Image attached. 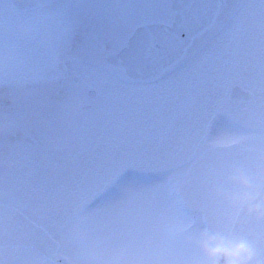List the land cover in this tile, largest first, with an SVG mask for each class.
I'll return each instance as SVG.
<instances>
[{"label": "rangeland", "instance_id": "rangeland-1", "mask_svg": "<svg viewBox=\"0 0 264 264\" xmlns=\"http://www.w3.org/2000/svg\"><path fill=\"white\" fill-rule=\"evenodd\" d=\"M123 1L126 2L69 0L64 6L74 13L73 17L57 20L55 15L50 16L49 10L62 6V0L25 14L16 12L8 2L0 0V66L22 65L20 59L24 58L25 48L37 50L34 45L38 42L39 55H42L46 52L42 46L51 44L60 54L59 60L70 70L81 73L98 91L97 106L88 115L87 123L96 118L101 121L99 113H102L104 140L112 144L115 136L119 138L117 153L96 154L85 170L74 176L72 192L90 197L110 183V179L115 180L69 223L67 230L53 233V238L61 245L60 256L71 264H212L214 256L201 246V237H211L225 248L237 211L264 186V152L257 151L254 158L247 153L239 159L229 160L226 152L212 150L211 143H207L188 165L149 175L146 173L149 170L141 167L145 156L143 127L132 132L129 120L133 113H137L134 106H140L142 110L138 112L141 114L148 106L152 112L157 108L160 111L165 90L168 110L175 103L172 100L176 98V92L182 91L184 113L193 118L196 107L191 110L192 103L198 97L205 98L201 94L209 86L208 66L212 67L219 59L209 55H215L226 46L237 52L252 48V42L249 44L250 26H255V19L246 20L244 15L237 14L232 20L237 29L231 36L223 35L222 24H217L221 33L218 30L219 33H212L214 36L197 39L194 49L158 82L134 84L116 70L85 58L82 44L75 39L76 35L72 36L74 31L71 30L89 21L104 26V18L110 14L109 7L120 10ZM62 37L66 39L61 47ZM68 45L72 46L69 53ZM25 65L23 62L21 69L24 77L30 75ZM43 68L49 69V66L39 70ZM57 76V71L51 73L52 79L56 80ZM175 82H181V86L175 88ZM226 111L240 112L237 108ZM235 119L238 124L243 122L238 114ZM252 137V134L235 130L232 123L222 119L211 142L219 144L237 139L253 144ZM90 139L84 140L91 143ZM260 141L264 148V136ZM240 149L245 151L242 145ZM3 159L4 156H0V161ZM237 175L246 176L249 184L239 183L235 179ZM15 194L13 188L0 183V198L17 200ZM27 205L26 210L32 211L33 206ZM202 219L211 227L210 233H206ZM0 257L3 259L0 264L8 258H14L12 264H53L33 249H10Z\"/></svg>", "mask_w": 264, "mask_h": 264}, {"label": "flooded vegetation", "instance_id": "flooded-vegetation-1", "mask_svg": "<svg viewBox=\"0 0 264 264\" xmlns=\"http://www.w3.org/2000/svg\"><path fill=\"white\" fill-rule=\"evenodd\" d=\"M62 1V6L49 10L50 16L55 15L57 20L70 19L74 13L64 6L69 0ZM123 4L120 10L109 7L110 14L104 18V26H96L89 21L80 28L71 29L74 31L72 36L76 35L75 39L82 44L85 58L97 65L109 67L107 58L121 53L131 41L147 37L148 28L171 30L176 23L178 11L173 0H126ZM261 8L263 11H260ZM237 14L244 15L246 20L255 19V26H250L249 44L252 42V48L237 52L226 46L215 55H209L219 59L212 67L208 66L209 86L201 94L205 98L198 97L192 103L191 110L196 107L193 118L184 113L182 91L176 92V98L172 100L175 103L170 110L166 105V90L161 97L163 106L159 107L160 111L157 108L152 112L148 106L141 114L138 112L142 110L140 106H134L137 113L130 117L129 126L132 132L143 127L145 156L141 167L148 169L146 173L149 175L188 165L207 143H211L212 150L226 152L229 160L239 159L247 153L254 158L257 151L264 152L260 143V138L264 136V0H223L212 24L192 40L177 63L156 80L129 81L145 85L158 82L194 49L197 39L219 33L217 24H222L223 35L231 36L237 29L236 23L232 22ZM170 35L173 39L178 36L173 31ZM65 39L62 37L61 47ZM34 46L37 50L25 48L24 51L22 48L25 52L24 58L20 59L22 65L0 66V156H4L0 161V183L13 188L16 193L13 196L18 197L13 201L0 198V204L20 212L53 236L55 232L67 230L69 223L93 204L115 180L110 179V183L90 197L72 192L74 176L85 170L96 154L117 153L119 138L115 136L112 144L104 140L102 113H99L101 121L96 118L87 123L88 115L95 110L99 98L98 91L90 82L60 61V54L51 44L42 46L46 50L42 55H39V43ZM71 47L67 46V53ZM23 62H26L30 74L26 77L21 74ZM59 63L65 65L66 74L59 69ZM45 65L49 69L40 71L39 68ZM110 68L124 74L121 69ZM55 71L58 72L56 80L51 78V73ZM177 83L175 88L181 86V82ZM228 108H237L240 112L230 113L226 111ZM237 114L243 120L240 124L235 122ZM222 119L232 123L235 130L252 134L254 143L245 141L246 145L237 139L212 143V135ZM87 137L91 138V143L84 140ZM241 145L245 151L240 149ZM27 204L33 206L32 211L26 210ZM202 223L206 233H210L212 230L208 222L202 219ZM10 249L19 248H3L0 254ZM0 259L3 260L2 257ZM13 259H4L1 263L12 264ZM212 264H223V256H214Z\"/></svg>", "mask_w": 264, "mask_h": 264}, {"label": "water", "instance_id": "water-1", "mask_svg": "<svg viewBox=\"0 0 264 264\" xmlns=\"http://www.w3.org/2000/svg\"><path fill=\"white\" fill-rule=\"evenodd\" d=\"M18 12L38 9L54 0H6ZM178 11L171 30L147 29V37L131 41L129 46L115 56H109L107 63L121 69L133 80L152 81L157 79L184 55L192 39L212 23L223 0H173ZM171 31L177 33L175 39ZM59 69L64 73L63 64ZM66 74V73H65ZM235 92V91H234ZM232 92V96L235 93ZM253 205L264 206V187L238 212L233 223L227 247L246 245L248 254L244 264H264V213L250 211ZM34 248L40 255L54 263L70 264L58 257L60 245L41 227L35 225L20 212L0 204V248ZM225 264L230 258L225 256Z\"/></svg>", "mask_w": 264, "mask_h": 264}, {"label": "clouds", "instance_id": "clouds-1", "mask_svg": "<svg viewBox=\"0 0 264 264\" xmlns=\"http://www.w3.org/2000/svg\"><path fill=\"white\" fill-rule=\"evenodd\" d=\"M235 179L243 185L247 186L249 184L248 178L244 175H237ZM250 211L264 213V206L253 205ZM200 243L210 256L225 255L229 257L230 264H244L243 257L248 254L247 247L243 243L236 244L230 248H224L208 236H202Z\"/></svg>", "mask_w": 264, "mask_h": 264}]
</instances>
